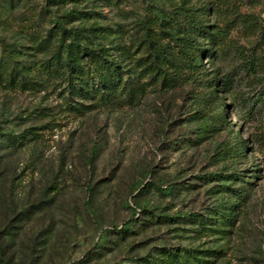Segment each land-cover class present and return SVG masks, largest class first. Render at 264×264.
Returning <instances> with one entry per match:
<instances>
[{
	"label": "rangeland",
	"instance_id": "rangeland-1",
	"mask_svg": "<svg viewBox=\"0 0 264 264\" xmlns=\"http://www.w3.org/2000/svg\"><path fill=\"white\" fill-rule=\"evenodd\" d=\"M199 1L189 5L199 6ZM181 2L128 0L120 9L98 3L80 10L97 14L90 22L99 28L123 32L150 12L174 16ZM21 4L18 12L44 7L43 0ZM259 10L241 8L254 15ZM232 36L246 48L256 42L239 30ZM121 42L129 44L126 37ZM233 63L229 57L218 68L230 72ZM210 69L206 64L208 74ZM201 85L182 83L166 91L151 87L133 105L83 113L65 111L51 90H0V131L17 135L46 126L36 131L39 140L14 153H0V231L6 233L2 245L10 264H134L132 259L158 248L221 252L212 264H264V154L257 141L264 140V105L256 102L264 81L260 86L243 77L233 86L236 95L219 93L214 100ZM215 104L225 106V129L198 141L195 112L209 113ZM248 110L252 115H246ZM231 140L244 146L245 157L218 161L217 148ZM229 174L238 182L233 190L243 186L247 191L229 233L198 239L191 237L187 222H163L140 232L132 227L125 239H115V228L129 223L132 214L142 222L141 209L133 205L140 186L190 183L192 188L174 199L150 192L140 203L148 209L169 208L155 214L206 218L207 212L218 209L211 195L218 182L204 183V177L225 179ZM104 233L107 241L97 250Z\"/></svg>",
	"mask_w": 264,
	"mask_h": 264
},
{
	"label": "trees",
	"instance_id": "trees-1",
	"mask_svg": "<svg viewBox=\"0 0 264 264\" xmlns=\"http://www.w3.org/2000/svg\"><path fill=\"white\" fill-rule=\"evenodd\" d=\"M22 1L0 0L1 91L51 90L65 111L83 113L133 105L151 87L166 91L182 83H203L214 100L219 98V93L236 95L233 86L240 84L243 77L260 86L263 84L264 0H200L199 6L189 5L192 0H182L174 16L150 12L123 32L99 28L95 22H90L97 14L80 8L98 7L100 3L120 9L128 0H43L44 7L38 12H18ZM242 7L260 10L254 15L242 12ZM237 30L246 38H254L255 45L246 48L239 44L232 36ZM125 37L128 45L121 42ZM229 57L236 67L224 72L218 68V63ZM206 64L211 66L210 74L205 70ZM257 96L256 102L264 105V89ZM224 108L215 104L209 113L195 112L198 141L205 139L207 133L225 129ZM246 115H252V111L248 110ZM45 128L25 129L17 135L0 131V153H14L27 143L39 140L40 134L36 131ZM257 141L264 154V140L259 137ZM215 155L218 161L245 157L244 146L231 140L220 145ZM208 176L204 177V183L218 182L211 187L218 209L207 212L206 218L155 214L156 210L166 212L169 208L148 209L146 203H140L143 195L152 192L165 200L174 199L192 187L190 183L165 188L161 184H148L139 187L137 201H133L134 207L141 209L142 222H137L140 219L132 214L129 223L115 228V239H125L133 232L132 227L140 232L163 222L177 225L187 222L194 233L191 237L198 239L229 233L231 220L244 203L247 191L243 186H239V192L233 190L238 182L232 174L225 179ZM4 236L5 231H0V264H10L2 245ZM106 238L104 233L95 246L97 250ZM220 254L209 249L158 248L132 261L134 264H212Z\"/></svg>",
	"mask_w": 264,
	"mask_h": 264
}]
</instances>
